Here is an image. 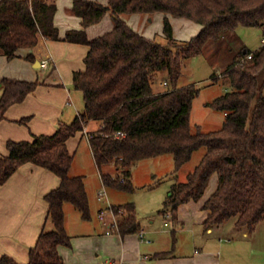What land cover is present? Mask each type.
<instances>
[{
	"label": "trees",
	"instance_id": "16d2710c",
	"mask_svg": "<svg viewBox=\"0 0 264 264\" xmlns=\"http://www.w3.org/2000/svg\"><path fill=\"white\" fill-rule=\"evenodd\" d=\"M72 1L84 29L69 32L65 41L89 47L85 70L73 75L74 88L83 94L84 109L72 123L60 124L52 136L9 141L8 154L0 156V185L28 163L61 179L60 186L45 196L51 228L46 225L30 249L28 264H65L59 248L72 247L65 224L67 203L84 220L92 219L85 177L70 175L75 155L68 146L79 133L85 136L91 122H100L97 130L86 134L98 168L102 171L105 165H114L117 170L116 175L101 173L106 188L134 192L131 169L135 163L172 154L178 173L205 147L200 164L187 182L172 187L161 213H175L180 205L200 199L211 177L218 174V188L203 207L209 211L204 228H219L234 219L236 228L254 233L264 221V39L257 50H240L225 72L232 90L208 104L225 114L221 129L203 132L198 127L197 132L192 131L193 102L201 90L196 85L179 88L178 83L186 61L204 53L210 42L226 38L239 27H263L264 0H108V5ZM57 10V0H0V55L17 58L21 51L35 48L41 34L59 41ZM109 13L114 28L90 40L85 29ZM159 13L165 16L167 44L135 31L124 17ZM170 17L191 20L201 30L190 40L179 41ZM27 58L35 61L33 55ZM50 68L52 73L54 68ZM218 77L214 74L212 78ZM162 82L171 88L157 91ZM3 84L0 121L10 107L25 101L42 83L4 79ZM112 208L117 214L125 210L119 216V234L141 231L134 203ZM173 240L175 247L176 238ZM173 250L158 253L156 258H169ZM0 264L21 263L4 255Z\"/></svg>",
	"mask_w": 264,
	"mask_h": 264
},
{
	"label": "crops",
	"instance_id": "0c3cea01",
	"mask_svg": "<svg viewBox=\"0 0 264 264\" xmlns=\"http://www.w3.org/2000/svg\"><path fill=\"white\" fill-rule=\"evenodd\" d=\"M93 1L108 5V0ZM57 7L55 25L60 32L59 41L48 40L41 34L38 45L31 50L21 51L17 58L9 60L0 55V99L4 94V79L42 83L25 101L10 107L5 119L0 121V156L8 154L9 141H32L34 136H52L60 124L72 123L84 109L83 94L74 88L73 75L75 71L85 70L89 47L65 41L69 32L84 29L82 19L74 13L72 0H57ZM131 17L125 20L140 33L137 28L152 22L153 16L137 14ZM164 18L165 16L162 17V22ZM113 28V18L109 13L101 22L85 30L88 38L93 40ZM174 34L176 37L175 28ZM29 55H33L35 61H30L27 58ZM50 57L53 58L50 66L54 68L52 73L51 68L45 70L41 67V62ZM24 118H29V121L20 123ZM99 127L100 122H91L85 133ZM86 134L84 136L79 133L69 140V150L72 154H77L86 137L88 152L93 164L97 165ZM103 169L107 170L106 174L117 173L114 165H105ZM60 183L61 179L53 172L28 163L6 184L0 185V259L7 255L21 264L29 263L30 249L36 246L45 226L51 228L47 224L49 206L45 196L59 187ZM218 184L219 176L214 174L200 199L180 205L175 213L167 210L163 214L162 209L160 214L163 217L167 214L171 216L169 219L164 218V229L153 227L155 220L151 225L143 224L138 218L135 204L141 231L126 236L119 233L108 234L100 218L95 224H87L81 213L69 208L67 203L65 224L72 237V247H60V254L65 264H258L255 254L258 252L259 238L264 237V221L254 233L239 230L234 223L229 222L219 228H204L203 223L209 211L203 207L217 190ZM86 187L89 188L87 183ZM112 197L114 201L109 202L108 206L125 204L120 201L124 198L121 195L113 194ZM107 208L100 209V212ZM172 225L174 229H166ZM236 229L241 234L240 240L231 238ZM178 230L180 237L176 238L174 247L173 239ZM141 233L145 235V241L141 240ZM171 250V257L156 258L158 253Z\"/></svg>",
	"mask_w": 264,
	"mask_h": 264
},
{
	"label": "rangeland",
	"instance_id": "374dc122",
	"mask_svg": "<svg viewBox=\"0 0 264 264\" xmlns=\"http://www.w3.org/2000/svg\"><path fill=\"white\" fill-rule=\"evenodd\" d=\"M163 16L164 14L162 13L153 15L151 18L152 22H147L146 25L142 24L137 28L138 31L148 37L156 38L157 42L161 44H167L168 41L163 33ZM124 17L127 20L132 18L131 15ZM171 19V23L175 28L176 38L179 41L190 40L192 37L198 35L201 30H199L201 27L191 20L182 21L175 17ZM263 39L264 26L239 27L235 32L228 34L226 38L217 42H210L201 55L192 57L186 61L178 87L185 88L196 85L201 90L200 95L193 102L191 113L193 132H197L198 127L203 132L216 131L222 128L226 119L225 114L209 107L208 104L217 97L232 90L229 77L225 72L228 65L238 56L240 50L242 48L257 50L262 46ZM214 74L219 76L218 79L214 80L212 78ZM163 77L166 78V74H163ZM170 88L171 85L164 86L162 82L161 87L157 91L163 92ZM206 152L207 148L205 147L197 150L192 160L178 173H175V160L172 154L139 161L131 169L133 175L132 181L135 187L134 192L106 188L108 198L100 199L99 192L104 190L100 173L106 174L107 170L103 169L101 171L97 165L93 164V160L87 149L85 137L81 148L75 154L76 157L70 175L73 177H85V182L87 186L89 185L87 192L90 199L92 220L87 221V224L96 223L99 219L100 209L108 207L109 202L114 201L112 196L115 194L124 197L120 200L122 203L132 202L136 204L138 218L143 224L151 225L152 221L155 220L152 226L164 229L166 217H163L160 211L164 209V202L171 196L172 187L177 183L188 181L190 173L200 164ZM67 205L72 210H77L72 204ZM233 223H235L234 219L229 221V224ZM173 227L172 225L166 229L172 230L174 229ZM235 232V234H231V238L240 240L241 234L237 233V229ZM179 237L178 230L176 231L175 238ZM257 243L258 252L255 254L256 261L258 264H264V237H260Z\"/></svg>",
	"mask_w": 264,
	"mask_h": 264
},
{
	"label": "built area",
	"instance_id": "2783aa9c",
	"mask_svg": "<svg viewBox=\"0 0 264 264\" xmlns=\"http://www.w3.org/2000/svg\"><path fill=\"white\" fill-rule=\"evenodd\" d=\"M53 58H47L41 62V67L44 68L45 70L49 69L51 64H52ZM120 134V133H119ZM99 197L100 199L102 198H108L107 191H106V186L104 185V190H101L99 192ZM125 212L124 210H120L119 214L115 212V210L112 208V205H109L106 210H103L99 214L100 220L104 223V225L107 228V233H118L119 231V216L123 215ZM171 216L170 214L166 215V219H169ZM168 225V223L166 224ZM140 238L142 241H145V235L140 234Z\"/></svg>",
	"mask_w": 264,
	"mask_h": 264
},
{
	"label": "water",
	"instance_id": "95a60500",
	"mask_svg": "<svg viewBox=\"0 0 264 264\" xmlns=\"http://www.w3.org/2000/svg\"><path fill=\"white\" fill-rule=\"evenodd\" d=\"M38 64H39V62H38Z\"/></svg>",
	"mask_w": 264,
	"mask_h": 264
}]
</instances>
